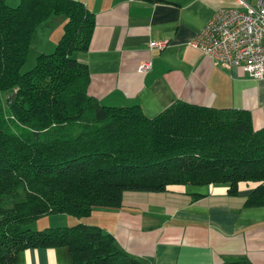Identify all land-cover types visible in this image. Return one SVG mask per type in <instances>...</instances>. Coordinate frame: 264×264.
Segmentation results:
<instances>
[{
    "label": "trees",
    "instance_id": "trees-1",
    "mask_svg": "<svg viewBox=\"0 0 264 264\" xmlns=\"http://www.w3.org/2000/svg\"><path fill=\"white\" fill-rule=\"evenodd\" d=\"M52 16L65 19L54 51L21 73L35 30ZM94 27L79 1L20 0L12 8L0 0V264L58 247L72 264H140L96 226L28 228L49 215L118 209L125 192L228 184L235 197L239 183L251 182L243 207H264V128L253 129L249 112L177 101L147 118L138 106L99 104L87 93L86 65L73 57L88 50Z\"/></svg>",
    "mask_w": 264,
    "mask_h": 264
},
{
    "label": "crops",
    "instance_id": "crops-1",
    "mask_svg": "<svg viewBox=\"0 0 264 264\" xmlns=\"http://www.w3.org/2000/svg\"><path fill=\"white\" fill-rule=\"evenodd\" d=\"M75 1L95 18L88 50L73 57L86 65L87 93L99 104L138 106L147 118L177 101L244 110L254 130L264 128V78L251 79L240 68H225L189 47L217 11L242 10L238 0ZM5 2L13 8L20 0ZM64 23L60 16H52L37 27L32 38L37 37L39 53L54 51ZM151 41H166L167 46L150 49ZM146 61L151 70L137 73ZM256 185L239 183L235 197L227 195L228 184L173 185L163 193L125 192L118 209L95 208L81 219L49 215L43 217L48 222L43 227L79 223L99 227L113 237L119 251L140 264H225L227 258L264 264V207H243ZM16 264H72V260L65 247L38 248L19 252Z\"/></svg>",
    "mask_w": 264,
    "mask_h": 264
},
{
    "label": "built area",
    "instance_id": "built-area-1",
    "mask_svg": "<svg viewBox=\"0 0 264 264\" xmlns=\"http://www.w3.org/2000/svg\"><path fill=\"white\" fill-rule=\"evenodd\" d=\"M242 10L220 9L197 33L189 47L216 60L225 68H240L249 78H264V0L255 6L238 0ZM166 41H151L150 49L162 50ZM151 70L146 61L137 67V73Z\"/></svg>",
    "mask_w": 264,
    "mask_h": 264
},
{
    "label": "rangeland",
    "instance_id": "rangeland-1",
    "mask_svg": "<svg viewBox=\"0 0 264 264\" xmlns=\"http://www.w3.org/2000/svg\"><path fill=\"white\" fill-rule=\"evenodd\" d=\"M60 17L62 19H64V17H62V16H60ZM36 44H37V37L35 36V37L32 38L29 56H28L26 64L21 69V73H25V72L31 70L34 67L36 57L39 54V52L37 51L38 48H37ZM47 52H49V51H47ZM45 54H50V52L49 53H45ZM46 219L47 218H43L41 220L38 219L39 221L36 220L33 223H31L30 225H28V228H30L31 230H41L42 228H44L43 227L44 224L48 223Z\"/></svg>",
    "mask_w": 264,
    "mask_h": 264
},
{
    "label": "water",
    "instance_id": "water-1",
    "mask_svg": "<svg viewBox=\"0 0 264 264\" xmlns=\"http://www.w3.org/2000/svg\"><path fill=\"white\" fill-rule=\"evenodd\" d=\"M12 98V97H11Z\"/></svg>",
    "mask_w": 264,
    "mask_h": 264
}]
</instances>
